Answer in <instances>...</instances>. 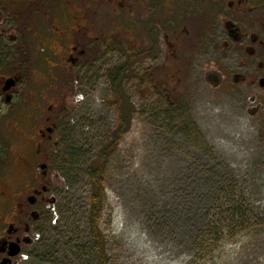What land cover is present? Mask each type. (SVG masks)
Returning <instances> with one entry per match:
<instances>
[{
    "label": "rangeland",
    "instance_id": "obj_1",
    "mask_svg": "<svg viewBox=\"0 0 264 264\" xmlns=\"http://www.w3.org/2000/svg\"><path fill=\"white\" fill-rule=\"evenodd\" d=\"M130 1L121 2V19L111 0H0V75L24 71L17 103L37 106L31 114L22 106L15 117L23 131L56 124L49 141L33 136L18 150L21 195L26 169L37 178L36 190L47 192L37 202L39 219L22 197V214L1 220V232L13 223L20 237L30 233L16 264L78 262L67 247L78 240L63 238L70 221L78 222L87 253L77 264H96L89 175L113 142L118 114L110 78L118 72L123 102L134 112L101 172L98 230L106 264H264V120L254 115L252 92L234 80L219 51L206 56V24L192 13L193 0H177L176 23L175 1L163 0L165 28L154 14L156 52L131 61L147 43L136 33L153 14L145 0ZM87 24L97 41L78 33L69 45L71 32ZM43 246L58 252L46 263Z\"/></svg>",
    "mask_w": 264,
    "mask_h": 264
},
{
    "label": "flooded vegetation",
    "instance_id": "obj_2",
    "mask_svg": "<svg viewBox=\"0 0 264 264\" xmlns=\"http://www.w3.org/2000/svg\"><path fill=\"white\" fill-rule=\"evenodd\" d=\"M111 1L113 2L111 7L115 12V17H117V14H121L122 19L124 12L123 8L121 9V2L124 0ZM126 1H129V3L132 2L130 0ZM145 1L148 3V17L150 18L151 14H153V18L148 21L147 26L143 27V30L137 31V37L139 36L140 40H146L147 43L143 44L141 49L139 48V50L142 51L141 54L136 53L129 56L131 61L140 57L145 58L156 52L158 48V32L154 30L156 25L154 14H156V12L159 18V25L165 28L164 19L160 17L162 14L160 8L163 7L164 1ZM174 1L176 23L177 0ZM191 6L193 10L192 13L197 14L199 18L201 17L206 24V30L204 33L200 34V46L209 50L206 56L211 59L213 58V52L219 51L217 56L220 58V61L223 57L229 71H235L234 74H232L233 76H237L234 80L238 81L239 84H246L252 92V105H255L254 115H262L264 120V0H193ZM36 24L37 27L34 33H36V30L40 27L39 23ZM91 25L93 26V23H91ZM90 27L87 24V27H84V29L72 31L71 36L67 39L69 45L70 43L71 45H75V38L72 36L78 35V33H80V35L82 34L89 42L97 41L95 31ZM48 28L49 27L46 28V32H48ZM132 29L134 30L133 27ZM63 35L64 34H62L61 38ZM91 35H93V37ZM40 39L42 40L41 37ZM62 41H64V39ZM88 53H93V48H90V46L88 47ZM51 54L52 56L57 55L54 54L53 51ZM58 57L62 63L61 65L64 66L62 57ZM73 61L74 60H72V62ZM23 62L27 63L28 61L24 60ZM23 72L20 70L18 74L11 73L7 76L0 75V104L5 105L4 107H0V225L3 224L1 220L7 215H10L12 219L15 220L22 214L25 210L22 205V197L28 205V207L26 206L28 212L29 209L34 210L37 216L35 217L32 215V217L39 219L40 213L37 210V202L42 194L47 192V189L43 187L40 191L36 190L38 184L37 178L31 173L30 169H26L25 171L29 175L27 177L26 187L22 191L24 196L21 195L22 165L20 163L21 159L18 150L22 149L23 143L28 145L35 142L33 136L37 143L42 144L44 140L49 141L56 128V124H52L51 127L46 128L45 132L37 130L35 126H33L34 132L23 131L24 128H22L20 122L17 121L15 113L19 112L22 106L28 107L30 114L37 110V106L34 108H31L32 106L29 107L31 102L27 103L26 101H21L17 103V97L14 92L19 82H21ZM217 74H220L222 77L221 83L228 82V75H224V73L219 71ZM9 80L14 82V86L7 89L6 82ZM2 109H4V111ZM23 113L25 114L23 111L21 115ZM27 116L30 115L27 114L23 119ZM37 150L38 144L36 145L35 151L32 150L31 152V150H29L31 161H35L34 156H37ZM41 166H44L46 169V165L42 164ZM28 167L30 166L28 165ZM40 170L44 171L41 168ZM35 171L37 170L35 169ZM20 179L21 182L17 183ZM29 197L34 198L35 202L33 205L28 203ZM1 230L2 229H0V263L3 260L10 259L9 253L12 252L11 250L14 247L19 250V254L11 259V264H16L15 260L23 252L24 244L31 245L30 233H28L27 238H24L22 235L20 237L21 232L13 223L7 224L2 232Z\"/></svg>",
    "mask_w": 264,
    "mask_h": 264
},
{
    "label": "trees",
    "instance_id": "obj_3",
    "mask_svg": "<svg viewBox=\"0 0 264 264\" xmlns=\"http://www.w3.org/2000/svg\"><path fill=\"white\" fill-rule=\"evenodd\" d=\"M111 86L113 90L115 91V94L117 96L116 99V110L118 114V122H117V127L112 135L113 142L111 143V146L104 148L101 151V154H99V157H97L96 163L92 166L93 171L89 175V180H90V185H91V205L89 208V215H88V228H89V236L93 239L94 241V247L96 249L95 253V262L96 264H106L105 261V256H104V251H105V242L103 239V236L100 234L98 230V224L100 220V214L102 211V206H103V201H104V189L102 187V168L104 167L106 160L111 154V150H113V147L118 144V141L122 137L123 134H125L129 128H130V123H131V117L133 115L134 110L130 107L129 104H126L123 102V97L120 94V87H119V82L120 81V72H118L116 75L113 74L111 75ZM116 90L119 92L116 93ZM70 221V220H69ZM78 222L76 221H70L67 225V228L63 232V238H66L67 241H70L71 243H75L73 240L76 239V243L74 246L70 245L67 243V247L69 246L68 249V255L73 257H78V262L80 263H85V258L87 256V253L85 249L82 247L81 244V238L80 236L83 235L81 231H79V227H77ZM79 226V225H78ZM85 235V233H84ZM79 242V243H78ZM43 252H41V260L46 263L54 258L58 254L55 253V250H52V248H48L47 246H43L42 248ZM93 250V249H92ZM75 260V259H74ZM69 260L67 258L62 259V264H77L76 263H69Z\"/></svg>",
    "mask_w": 264,
    "mask_h": 264
},
{
    "label": "water",
    "instance_id": "obj_4",
    "mask_svg": "<svg viewBox=\"0 0 264 264\" xmlns=\"http://www.w3.org/2000/svg\"><path fill=\"white\" fill-rule=\"evenodd\" d=\"M12 86H14V82H13V81L9 80V81L6 82V87H7V89L10 88V87H12ZM40 168H41L42 170L45 169L44 166H41ZM34 202H35V200H34L33 197H29V198H28V203H29V204L33 205ZM11 251H12V252L9 253V257H10V259H8V260H3L0 264H11V259L14 258V257H16V256L19 254V250H18V249H15L14 247L12 248Z\"/></svg>",
    "mask_w": 264,
    "mask_h": 264
},
{
    "label": "clouds",
    "instance_id": "obj_5",
    "mask_svg": "<svg viewBox=\"0 0 264 264\" xmlns=\"http://www.w3.org/2000/svg\"><path fill=\"white\" fill-rule=\"evenodd\" d=\"M82 99V97H80Z\"/></svg>",
    "mask_w": 264,
    "mask_h": 264
}]
</instances>
